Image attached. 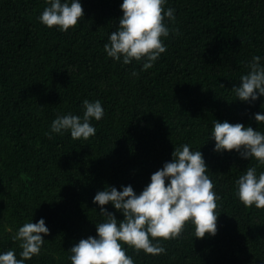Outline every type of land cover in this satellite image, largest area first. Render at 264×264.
<instances>
[{
    "label": "trees",
    "instance_id": "16d2710c",
    "mask_svg": "<svg viewBox=\"0 0 264 264\" xmlns=\"http://www.w3.org/2000/svg\"><path fill=\"white\" fill-rule=\"evenodd\" d=\"M121 3L81 0L83 18L61 32L38 20L45 0H0V252L19 258L13 236L43 218L49 233L25 264H71L69 249L95 236L103 220L96 192L131 185L138 194L174 147L188 143L202 152L220 196L216 234L196 238L186 223L177 238L160 241L164 253L125 245L126 255L134 264H264V208L235 195V180L257 161L215 152L209 138L214 119L264 132L254 119L264 113V97L241 101L231 90L252 57H264V0H167L176 19L166 23L180 34L164 38L166 51L148 70L104 51ZM85 99L104 108L91 121L96 134L50 139L51 121L82 116ZM103 207L123 219L111 202Z\"/></svg>",
    "mask_w": 264,
    "mask_h": 264
},
{
    "label": "clouds",
    "instance_id": "9594fccd",
    "mask_svg": "<svg viewBox=\"0 0 264 264\" xmlns=\"http://www.w3.org/2000/svg\"><path fill=\"white\" fill-rule=\"evenodd\" d=\"M167 0H122V16L114 31L103 45L108 57L127 65L133 60L142 61L141 70L153 67L154 62L166 51L164 38L170 32L179 35L178 29H170L167 20L175 21V9L164 5ZM45 7L38 20L45 26H55L66 32L83 18L81 0H45ZM264 57L253 56L248 71L240 76L239 86L231 90L241 101H255L264 97ZM132 75H136L135 72ZM83 114L71 112L58 114L49 126L47 135H63L69 132L72 139H88L96 134L91 123L101 120L104 108L99 100H83ZM254 119L264 123V113L257 112ZM209 138L215 141L213 150H235L242 158L255 159L257 165L247 167L235 180V195L246 206L264 208V132L242 123L221 122L214 119ZM208 166L200 150H192L190 144L175 146L171 160L150 176V182L138 194L131 185L107 186L99 190L93 202L100 205L101 222L95 223L96 235L80 239L70 249L71 264H134L126 255V247L146 254L159 255L166 251L161 240L177 238L186 223L194 226L196 238L217 232V201ZM167 181V184H166ZM109 202L122 213L123 219L108 211ZM49 228L43 218L24 223L13 240L19 241V258L15 250L0 252V264H25L39 255L44 243L41 234Z\"/></svg>",
    "mask_w": 264,
    "mask_h": 264
}]
</instances>
